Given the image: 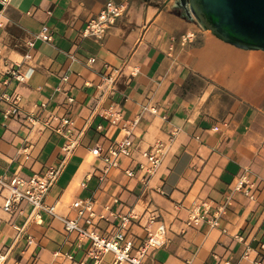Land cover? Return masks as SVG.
I'll list each match as a JSON object with an SVG mask.
<instances>
[{
	"label": "crops",
	"instance_id": "crops-1",
	"mask_svg": "<svg viewBox=\"0 0 264 264\" xmlns=\"http://www.w3.org/2000/svg\"><path fill=\"white\" fill-rule=\"evenodd\" d=\"M105 1L9 0L0 10V175L29 177L58 165L65 138L44 122L68 116L77 143L44 198L60 215L72 216V201L88 198L105 235L128 216L135 251L155 214L166 240L144 256L147 264H251L264 252V53L200 30L166 0H126L103 38L84 36ZM42 24L50 42L35 38ZM14 64L22 80L7 72ZM103 76L114 79L112 89ZM11 104L18 112L5 116ZM111 105L136 120L134 152L101 179L103 161L90 148L98 144L104 153L122 135L120 124L103 116ZM157 140L168 143L167 152L143 177L140 152ZM243 172L253 198L233 189ZM6 195L0 188V264L93 263L89 240L79 241L46 213L27 220L26 202L20 212L5 210ZM205 210L218 215V226L186 224ZM97 264H113V254L101 253Z\"/></svg>",
	"mask_w": 264,
	"mask_h": 264
},
{
	"label": "built area",
	"instance_id": "built-area-1",
	"mask_svg": "<svg viewBox=\"0 0 264 264\" xmlns=\"http://www.w3.org/2000/svg\"><path fill=\"white\" fill-rule=\"evenodd\" d=\"M8 2L9 0H0L2 8L6 6ZM126 9V0L105 1L98 13L87 21L82 34L84 36H92L98 39L103 38L106 35L108 28L114 24L118 17L125 13ZM47 13L50 14V11H47ZM189 36H185L183 40H186ZM35 38L41 39L45 42H50L52 40V35L47 24H42L40 30L35 34ZM93 61L94 58L89 59L90 63ZM7 72L17 80H22L24 78L19 70V65L17 64L10 65L7 68ZM62 80H67V76L64 75ZM113 82L114 79L111 76L102 77V83H106L110 89L113 87ZM6 99L8 100V98ZM68 100L72 101L73 98L68 97ZM151 110L153 112L155 111V109ZM17 112V107L14 104H11L5 110V116L17 114ZM103 116L113 122L119 123L122 135L114 140L104 153H102V148L98 144H95L90 148L91 153L95 156H101L103 161V167L101 169L102 174L100 176L101 179H103L111 169L119 167L121 157L132 156L134 146L132 142L131 126L136 122L135 119H125L122 115L121 109L113 105L109 106L103 112ZM55 119L56 123L53 124L52 120ZM44 124L52 127L65 138V142L61 147L65 152V155L58 165L49 166L42 173H34L29 177H23L16 173L10 176L0 175V188L4 189L7 193L4 199L3 208L9 212H20L21 209L19 208V205L22 202H26L31 205L27 220H40L43 213L59 218L64 229L68 233L76 234L79 241H90L91 249L89 250V255L94 260L92 264H97L101 253L104 252H111L113 254V264H147L144 260V256L148 252L164 244L166 240V227L163 222L157 219L155 214L150 215L148 224L144 226L146 237L134 251L133 241L127 237L125 232V228L130 221L128 216H121L119 227L110 234L105 235L100 234L96 227V219L102 217V215H99L94 211L92 202L88 198H78L72 201L70 205L71 210L73 211L72 216L60 215L56 211L55 204H48L44 201L46 193L55 182L64 166L66 154L70 152L77 143V139L73 133L75 121L72 118L68 116L58 117L51 114L48 119L45 120ZM98 128H100V125H98ZM172 135H174V132ZM172 135L168 138V142L173 139ZM167 149L168 143L166 141L157 140L147 148L141 150L140 154L143 159L138 160L136 165L138 170L142 172L143 177L152 175L156 172L167 152ZM124 173L127 176H133L134 170L126 168ZM251 186L252 183L250 182L248 175L243 172L236 178V181L233 184V189L243 191L245 194H248L250 198H253V194L249 192ZM203 206L205 207L206 203H203ZM202 220H206L211 226L219 225L218 215L214 214L212 217H209L206 210L203 213L193 212L187 219L186 224L192 225ZM154 223L156 225L152 228L151 225ZM27 241L31 243V236H27ZM259 248L264 250V243L260 244ZM249 251L250 249L246 248L243 255L247 256ZM68 256L71 257L70 255ZM4 258L5 253H0V263ZM221 264H231V262L229 259H226L223 260ZM251 264H264V252L254 258Z\"/></svg>",
	"mask_w": 264,
	"mask_h": 264
},
{
	"label": "water",
	"instance_id": "water-1",
	"mask_svg": "<svg viewBox=\"0 0 264 264\" xmlns=\"http://www.w3.org/2000/svg\"><path fill=\"white\" fill-rule=\"evenodd\" d=\"M181 1L185 14L218 39L241 49L264 51V0Z\"/></svg>",
	"mask_w": 264,
	"mask_h": 264
},
{
	"label": "rangeland",
	"instance_id": "rangeland-1",
	"mask_svg": "<svg viewBox=\"0 0 264 264\" xmlns=\"http://www.w3.org/2000/svg\"><path fill=\"white\" fill-rule=\"evenodd\" d=\"M159 1L162 2L163 0H159ZM166 2L172 4L173 7L177 8L179 11L185 12V7L180 0H166ZM190 19L195 22L197 28H199L200 30L204 29L200 26V24L193 17H190ZM205 30H206V32L211 33L209 30H207V29H205ZM260 51L264 53V51H262V50H260Z\"/></svg>",
	"mask_w": 264,
	"mask_h": 264
},
{
	"label": "bare ground",
	"instance_id": "bare-ground-1",
	"mask_svg": "<svg viewBox=\"0 0 264 264\" xmlns=\"http://www.w3.org/2000/svg\"><path fill=\"white\" fill-rule=\"evenodd\" d=\"M208 30V29H207ZM210 31V30H209Z\"/></svg>",
	"mask_w": 264,
	"mask_h": 264
},
{
	"label": "flooded vegetation",
	"instance_id": "flooded-vegetation-1",
	"mask_svg": "<svg viewBox=\"0 0 264 264\" xmlns=\"http://www.w3.org/2000/svg\"><path fill=\"white\" fill-rule=\"evenodd\" d=\"M181 1V0H180ZM182 2V1H181Z\"/></svg>",
	"mask_w": 264,
	"mask_h": 264
}]
</instances>
